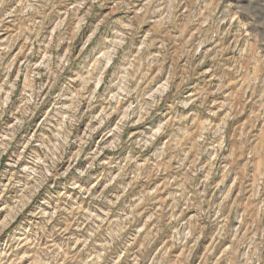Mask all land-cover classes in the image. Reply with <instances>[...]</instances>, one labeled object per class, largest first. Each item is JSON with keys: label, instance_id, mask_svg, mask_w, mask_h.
I'll use <instances>...</instances> for the list:
<instances>
[{"label": "rangeland", "instance_id": "374dc122", "mask_svg": "<svg viewBox=\"0 0 264 264\" xmlns=\"http://www.w3.org/2000/svg\"><path fill=\"white\" fill-rule=\"evenodd\" d=\"M0 264H264V0H0Z\"/></svg>", "mask_w": 264, "mask_h": 264}]
</instances>
